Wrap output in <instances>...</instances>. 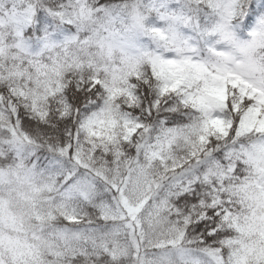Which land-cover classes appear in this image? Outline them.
Wrapping results in <instances>:
<instances>
[{
	"label": "snow or ice",
	"instance_id": "6c2138e0",
	"mask_svg": "<svg viewBox=\"0 0 264 264\" xmlns=\"http://www.w3.org/2000/svg\"><path fill=\"white\" fill-rule=\"evenodd\" d=\"M0 264H264V0H0Z\"/></svg>",
	"mask_w": 264,
	"mask_h": 264
}]
</instances>
